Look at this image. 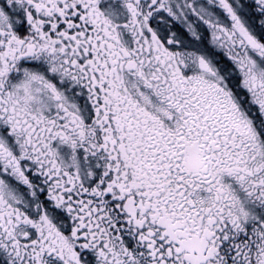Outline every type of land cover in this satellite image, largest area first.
<instances>
[{
	"label": "snow or ice",
	"instance_id": "6c2138e0",
	"mask_svg": "<svg viewBox=\"0 0 264 264\" xmlns=\"http://www.w3.org/2000/svg\"><path fill=\"white\" fill-rule=\"evenodd\" d=\"M0 264H264V0H0Z\"/></svg>",
	"mask_w": 264,
	"mask_h": 264
}]
</instances>
